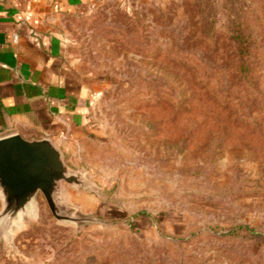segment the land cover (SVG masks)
<instances>
[{
	"label": "rangeland",
	"instance_id": "374dc122",
	"mask_svg": "<svg viewBox=\"0 0 264 264\" xmlns=\"http://www.w3.org/2000/svg\"><path fill=\"white\" fill-rule=\"evenodd\" d=\"M64 39L89 113L62 148L94 188L68 200L103 223L39 195L0 264H264V0H122Z\"/></svg>",
	"mask_w": 264,
	"mask_h": 264
},
{
	"label": "crops",
	"instance_id": "0c3cea01",
	"mask_svg": "<svg viewBox=\"0 0 264 264\" xmlns=\"http://www.w3.org/2000/svg\"><path fill=\"white\" fill-rule=\"evenodd\" d=\"M122 0H0V137L50 138L61 147L89 105L69 59L65 19Z\"/></svg>",
	"mask_w": 264,
	"mask_h": 264
},
{
	"label": "water",
	"instance_id": "95a60500",
	"mask_svg": "<svg viewBox=\"0 0 264 264\" xmlns=\"http://www.w3.org/2000/svg\"><path fill=\"white\" fill-rule=\"evenodd\" d=\"M93 191L85 170L67 164L63 148L50 138L0 137V233L11 237L37 216L42 195L58 224L80 228L102 220L82 215L68 200V188Z\"/></svg>",
	"mask_w": 264,
	"mask_h": 264
},
{
	"label": "trees",
	"instance_id": "16d2710c",
	"mask_svg": "<svg viewBox=\"0 0 264 264\" xmlns=\"http://www.w3.org/2000/svg\"><path fill=\"white\" fill-rule=\"evenodd\" d=\"M240 59H241L242 62H244V61L246 60L245 57H240ZM249 59H250V58H249ZM244 64H246V63H242V66H243V67H244Z\"/></svg>",
	"mask_w": 264,
	"mask_h": 264
}]
</instances>
